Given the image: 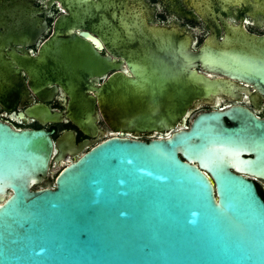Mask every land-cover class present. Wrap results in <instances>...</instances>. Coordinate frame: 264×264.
I'll return each mask as SVG.
<instances>
[{
	"label": "water",
	"instance_id": "95a60500",
	"mask_svg": "<svg viewBox=\"0 0 264 264\" xmlns=\"http://www.w3.org/2000/svg\"><path fill=\"white\" fill-rule=\"evenodd\" d=\"M134 39L148 48L121 49L132 78L89 45L53 41L22 58L38 87L69 95L77 125L94 122L96 102L113 130L165 136L109 132L63 163L66 133L54 157L61 169L42 186L51 132L0 122V264H264V200L248 177L264 180V119L242 106L201 112L187 129L183 117L194 98L235 91L236 81L264 92V36L241 29L197 52L186 40V57L173 60L161 42ZM197 60L222 77H203Z\"/></svg>",
	"mask_w": 264,
	"mask_h": 264
},
{
	"label": "flooded vegetation",
	"instance_id": "af4514ba",
	"mask_svg": "<svg viewBox=\"0 0 264 264\" xmlns=\"http://www.w3.org/2000/svg\"><path fill=\"white\" fill-rule=\"evenodd\" d=\"M207 1L0 0V122L14 130L43 128L50 131L53 140L50 172L54 167L61 169L54 157L61 151L57 141L66 133H73V142L63 152V163L76 159L109 132L142 140L164 137V132L156 130L135 133L111 129L96 102L95 112L91 114L94 122L87 123L82 118V125H77L69 115L71 98L64 89L59 85L38 87L21 66V60L36 57L43 45L53 41L57 46L89 45L101 56L122 64L124 69L117 71L132 78L133 70L125 65L121 49L133 53L148 48L147 40L143 39L141 45L135 43V34L148 37L149 31H163L179 41H189L194 52L207 41H222L241 29L264 36V0H213L215 6L204 5ZM196 64L197 72L203 77H222L203 69L201 61L197 60ZM115 72L107 71V76L99 78L96 86ZM236 83L239 88L235 91L207 92L194 98L187 108L188 113L183 115L184 127L189 128L201 112L232 106L245 107L257 118L264 119V92L245 82ZM89 95L92 96V92ZM40 106L57 114V119L40 114L37 111ZM181 120L179 117L173 131L179 129ZM224 120L230 124L227 117ZM47 176L42 186L47 185L44 184ZM248 177L264 200V180Z\"/></svg>",
	"mask_w": 264,
	"mask_h": 264
},
{
	"label": "rangeland",
	"instance_id": "374dc122",
	"mask_svg": "<svg viewBox=\"0 0 264 264\" xmlns=\"http://www.w3.org/2000/svg\"><path fill=\"white\" fill-rule=\"evenodd\" d=\"M228 1H230V0H228ZM204 5H206V6L214 5L215 6L216 4L213 3V0H209ZM148 37L150 40H155V41L161 42L162 48L164 49L166 55L168 54L172 60L177 59L179 57L181 59L186 57V51H185L186 40L182 39L181 41H179L174 36L169 35L163 31H159V30L149 31ZM59 170H60V167H54L51 170V172L49 173V175L47 176V178L45 179L44 184L53 185L54 179H55L57 173L59 172Z\"/></svg>",
	"mask_w": 264,
	"mask_h": 264
}]
</instances>
